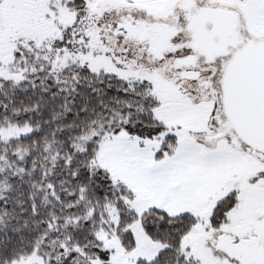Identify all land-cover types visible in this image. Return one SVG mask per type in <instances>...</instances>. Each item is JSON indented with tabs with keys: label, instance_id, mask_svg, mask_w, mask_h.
<instances>
[{
	"label": "snow or ice",
	"instance_id": "6c2138e0",
	"mask_svg": "<svg viewBox=\"0 0 264 264\" xmlns=\"http://www.w3.org/2000/svg\"><path fill=\"white\" fill-rule=\"evenodd\" d=\"M0 264H264V0H0Z\"/></svg>",
	"mask_w": 264,
	"mask_h": 264
}]
</instances>
